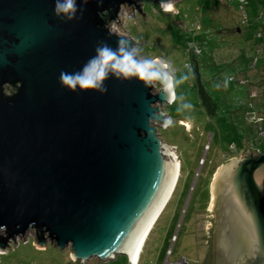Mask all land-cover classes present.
I'll return each mask as SVG.
<instances>
[{
    "label": "water",
    "instance_id": "water-1",
    "mask_svg": "<svg viewBox=\"0 0 264 264\" xmlns=\"http://www.w3.org/2000/svg\"><path fill=\"white\" fill-rule=\"evenodd\" d=\"M131 5L144 18L135 0H90L82 18L65 22L53 15L54 0H0V253L31 231L37 248H69L72 261L125 254L137 263L177 176L161 123L149 119L154 109L166 115L169 103L134 78H110L104 95L59 83L60 72L79 70L99 42H135L109 28ZM193 73L212 117L217 105L197 63ZM251 153L215 182L213 206L224 194L230 207L214 240L225 264L243 256L246 264H264V169L256 170L264 154Z\"/></svg>",
    "mask_w": 264,
    "mask_h": 264
},
{
    "label": "rangeland",
    "instance_id": "rangeland-1",
    "mask_svg": "<svg viewBox=\"0 0 264 264\" xmlns=\"http://www.w3.org/2000/svg\"><path fill=\"white\" fill-rule=\"evenodd\" d=\"M135 3L141 6L144 18L134 5L124 6L119 19L110 22V30L139 42L144 56L170 63L177 78L187 76L175 91L193 106L178 113L179 101L168 104L164 111L174 124L167 129L157 126L160 137L176 154L179 173L139 250L138 264H173L180 258L196 264L198 249H209L210 262L217 177L226 176L225 171L246 152L264 150V39L259 41L257 35L260 30L264 35V0H248L245 11L237 1L179 0L174 4L177 11L166 13L154 0ZM208 7L211 9L206 11ZM191 42L201 47V54H192ZM257 43L262 52L253 64L252 49ZM196 63L203 85L217 105L212 117L207 116L197 95ZM225 80L229 81L226 88ZM206 183L211 189L209 198L199 196ZM0 264L130 262L125 254L110 260L72 261L69 248L62 251L50 243L37 248L29 231L0 253Z\"/></svg>",
    "mask_w": 264,
    "mask_h": 264
},
{
    "label": "clouds",
    "instance_id": "clouds-1",
    "mask_svg": "<svg viewBox=\"0 0 264 264\" xmlns=\"http://www.w3.org/2000/svg\"><path fill=\"white\" fill-rule=\"evenodd\" d=\"M89 2L90 0H79V3L78 0H54L53 15L62 21L72 22L82 18L83 8L81 6H86ZM98 3L102 4L103 0H98ZM160 7L164 12L177 11L173 0H161ZM104 12L106 13L107 10ZM103 14L99 13L101 16ZM116 44L117 47L112 48L106 42H99L95 47V54L79 70L60 72V85L72 92L94 90L104 95L108 91L106 81L110 78L123 81L134 78L142 82L145 88L156 89L163 96V101L169 104L179 101L178 113L192 109V104L185 102L184 96L178 97L175 91L187 79V76L177 78L176 70L170 63L158 57L144 56L143 48L138 42L118 38ZM228 83V80L224 81L225 88ZM216 87L219 88L220 85ZM149 119L159 121L165 129L174 124L173 119L165 115L161 109H154ZM261 169H264V164L259 165L256 170ZM132 264L135 262L133 261Z\"/></svg>",
    "mask_w": 264,
    "mask_h": 264
},
{
    "label": "flooded vegetation",
    "instance_id": "flooded-vegetation-1",
    "mask_svg": "<svg viewBox=\"0 0 264 264\" xmlns=\"http://www.w3.org/2000/svg\"><path fill=\"white\" fill-rule=\"evenodd\" d=\"M251 152H253V154L251 153V156L253 158H256L259 154L260 155L264 154V150L260 151L259 153H255L254 151H251ZM206 185H207V183H206ZM205 187L206 186H204V190L201 191V194L199 196H202L203 198L204 197L209 198V196L211 194V189L208 187V185L206 187V190H205ZM219 191L217 190L216 195H217V193H219V194L221 193V190H219ZM223 196H224V194L221 195L220 196L221 198L219 197V199H218V200H220L219 207H217V206L214 207L212 205L214 207V208L212 207L213 208L212 209V212H213L212 221H213V223H212V228H211L212 230H211L210 245H209L210 254H211V257H210L211 261L210 262L208 261V255H209L208 254V250L209 249L207 251H204L203 249H198V255H197L198 257H197V263L196 264H220L221 262H222V264H225V263H223V260H221V259L223 257H225L226 254L224 253L223 250H221L218 253H216V250H215V247H214L215 246V242H214V240H215V231L218 228L217 226L219 225V223L222 222V218L220 216H223V217L227 216V214L221 208V206L223 205L221 203V200H222ZM223 200H224V198H223ZM224 235H225V237H227V235L225 234V231H224ZM217 254H218V256H217ZM248 261H249V259L247 258V256H243V258H241L238 261V264H246V263H248Z\"/></svg>",
    "mask_w": 264,
    "mask_h": 264
},
{
    "label": "trees",
    "instance_id": "trees-1",
    "mask_svg": "<svg viewBox=\"0 0 264 264\" xmlns=\"http://www.w3.org/2000/svg\"><path fill=\"white\" fill-rule=\"evenodd\" d=\"M228 1H237V0H228ZM246 2L245 3H239L238 1H237V5H238V7L242 10V11H245V9H246V6L248 5V0H245ZM209 9H211L210 7H208L207 9H206V11H208ZM164 12V11H163ZM166 13V12H165ZM205 17H204V15L202 16V20L204 19ZM241 22H243V19L241 20ZM235 31H240V29L238 28V27H236L235 29H234ZM257 35H258V39H259V41H261V40H263L264 39V35H263V33H262V31L260 30L259 31V33H257ZM190 44H193L194 46H196V47H198L199 48V54H201L202 53V49H201V47L199 46V45H197V44H195V43H193V42H191ZM190 44L188 45L189 46V50H191L190 49ZM254 52H253V64H256V62H258V59H259V56H260V54H261V52H262V47L260 46V43H257V44H254V48L252 49ZM192 51V54L193 55H195V54H198V53H195L193 50H191ZM264 82V81H263Z\"/></svg>",
    "mask_w": 264,
    "mask_h": 264
},
{
    "label": "bare ground",
    "instance_id": "bare-ground-1",
    "mask_svg": "<svg viewBox=\"0 0 264 264\" xmlns=\"http://www.w3.org/2000/svg\"><path fill=\"white\" fill-rule=\"evenodd\" d=\"M173 153H174V155L176 156L175 152H173ZM175 156H173L174 160H175V161H178V160H177V157H175ZM178 164H179V162H178ZM178 173H179V166H178L177 176H178ZM177 176H176V178H177ZM176 180H177V179H175V181H176ZM260 183L262 184V186H263V188H264V173H262V175H261V177H260ZM174 184H175V183H174ZM173 187H175V186L173 185ZM172 190H173V188H172ZM172 190H171V192H172ZM171 192H170L169 196L167 197L166 201H167L168 198L170 197ZM213 194H214V191H213ZM166 201H165V203H166ZM165 203H164L163 205H165ZM235 204H236V203H235ZM238 204H240V203H238ZM238 204H236V205H238ZM162 207H163V206H162ZM162 207H161V209H162ZM161 209H160V210H161ZM160 210H159V212H160ZM222 210L227 214V216H229V213H230V207H229V204H228V202H227V199H224V200H223ZM159 212H158V214H159ZM158 214H157V216H158ZM157 216H156V217L154 218V220L152 221V223H151L149 229L151 228L152 224H153L154 221L156 220ZM149 229H148L146 235L148 234ZM225 233H226V231H225ZM146 235H145V237H144V240H145V238H146ZM144 240H143L141 246L143 245ZM141 246H140V248H141ZM140 248H139V250H140ZM138 253H139V252H138ZM137 259H138V256H137Z\"/></svg>",
    "mask_w": 264,
    "mask_h": 264
},
{
    "label": "built area",
    "instance_id": "built-area-1",
    "mask_svg": "<svg viewBox=\"0 0 264 264\" xmlns=\"http://www.w3.org/2000/svg\"><path fill=\"white\" fill-rule=\"evenodd\" d=\"M239 3H245L246 1L245 0H237ZM190 47H192V49H193V51L195 52V53H199V48L198 47H196V46H194L193 44H190ZM230 79H232V77L230 78ZM253 93V92H252ZM252 93L250 94V95H252ZM131 264V263H130ZM137 264V263H136ZM173 264H188L187 263V261H185V259L184 258H180L178 261H176V262H174Z\"/></svg>",
    "mask_w": 264,
    "mask_h": 264
}]
</instances>
